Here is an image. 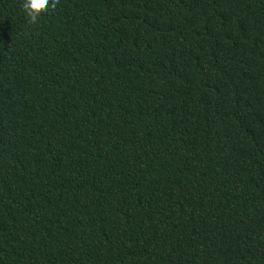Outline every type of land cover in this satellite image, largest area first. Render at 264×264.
Returning <instances> with one entry per match:
<instances>
[{
    "label": "trees",
    "instance_id": "obj_1",
    "mask_svg": "<svg viewBox=\"0 0 264 264\" xmlns=\"http://www.w3.org/2000/svg\"><path fill=\"white\" fill-rule=\"evenodd\" d=\"M0 0V264H264V0Z\"/></svg>",
    "mask_w": 264,
    "mask_h": 264
},
{
    "label": "clouds",
    "instance_id": "obj_2",
    "mask_svg": "<svg viewBox=\"0 0 264 264\" xmlns=\"http://www.w3.org/2000/svg\"><path fill=\"white\" fill-rule=\"evenodd\" d=\"M56 0H23L22 9L31 22H36L42 10L55 8Z\"/></svg>",
    "mask_w": 264,
    "mask_h": 264
}]
</instances>
